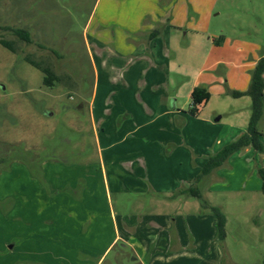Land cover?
<instances>
[{
  "label": "crops",
  "instance_id": "0c3cea01",
  "mask_svg": "<svg viewBox=\"0 0 264 264\" xmlns=\"http://www.w3.org/2000/svg\"><path fill=\"white\" fill-rule=\"evenodd\" d=\"M179 2L96 0L87 24L95 19L94 29L84 38L94 73L88 108L95 150L71 165L45 160V189L28 165L0 170V201L11 200L0 264H101L119 243L140 264L224 263L217 217L181 192L197 187L225 213L228 231L230 203L213 205L208 196L264 195V153L247 147L196 180L210 156L246 132L252 99L227 94L240 102L216 106L207 79L210 100L197 116L188 113L203 76L198 70L190 81L179 67L183 57L172 54L181 41ZM186 34L191 44L199 41L197 29Z\"/></svg>",
  "mask_w": 264,
  "mask_h": 264
},
{
  "label": "rangeland",
  "instance_id": "374dc122",
  "mask_svg": "<svg viewBox=\"0 0 264 264\" xmlns=\"http://www.w3.org/2000/svg\"><path fill=\"white\" fill-rule=\"evenodd\" d=\"M95 2L0 0V39L15 50L0 44V170L28 165L44 189L40 166L45 160L71 165L86 161L95 150L88 108L94 73L84 39L94 29L95 19L90 28L87 24ZM174 11L180 13L176 25L182 31L172 54L185 61L178 66L191 74L192 82L200 70L203 82L199 86L212 82L214 105L240 102L225 96L247 91L264 57V0H180ZM16 29L27 31L32 42L24 41ZM194 29L199 41L191 44L186 33ZM26 57L52 67L60 80L45 85L44 73ZM222 89L225 93L220 97ZM259 128L264 131V121ZM208 180L209 185L221 183ZM1 182L7 184L6 177ZM208 197H213V205L230 203L223 264H264V195L227 197L213 192ZM10 201H0V217L5 219L0 222V236L10 224ZM113 201L120 211L115 195ZM122 245L108 252L101 264H140L134 261L132 249Z\"/></svg>",
  "mask_w": 264,
  "mask_h": 264
},
{
  "label": "trees",
  "instance_id": "16d2710c",
  "mask_svg": "<svg viewBox=\"0 0 264 264\" xmlns=\"http://www.w3.org/2000/svg\"><path fill=\"white\" fill-rule=\"evenodd\" d=\"M16 34L20 36L24 41L31 43L32 39L30 34L22 29H16ZM0 44L4 47L15 51L11 43L4 39H0ZM26 61L31 65L38 67L44 73V84L47 86H53L55 81L60 80L59 76L53 71L52 67H44L41 63L34 61L30 57H26ZM233 97L250 96L252 99V115L247 127V130L242 136L238 137L236 140L223 146L218 152L210 156L205 164L203 165L200 174H198L196 180L199 181L202 177L209 175L213 171L219 169L230 159L235 153L247 148L253 147L260 153H264V133L259 129V121L263 116L264 111V57L258 62L255 67L253 78L250 87L245 92H231ZM210 91L202 86L195 87L191 93L192 106L188 110V113L192 116H197L204 105L210 100ZM258 175L262 180V192L264 193V167L258 168ZM193 197H197L201 200V205L203 209L209 210L213 213L217 219V234L221 241L226 238V215L217 206L210 205L207 201L202 199L200 191L197 187H191L181 194H187Z\"/></svg>",
  "mask_w": 264,
  "mask_h": 264
}]
</instances>
